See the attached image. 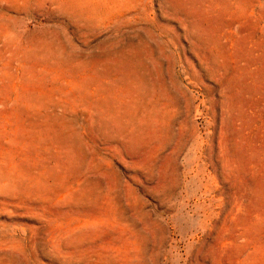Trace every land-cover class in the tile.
Listing matches in <instances>:
<instances>
[{
  "label": "rangeland",
  "instance_id": "1",
  "mask_svg": "<svg viewBox=\"0 0 264 264\" xmlns=\"http://www.w3.org/2000/svg\"><path fill=\"white\" fill-rule=\"evenodd\" d=\"M0 264H264V0H0Z\"/></svg>",
  "mask_w": 264,
  "mask_h": 264
}]
</instances>
